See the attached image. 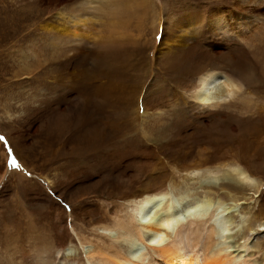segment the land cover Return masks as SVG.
<instances>
[{"label": "rangeland", "instance_id": "374dc122", "mask_svg": "<svg viewBox=\"0 0 264 264\" xmlns=\"http://www.w3.org/2000/svg\"><path fill=\"white\" fill-rule=\"evenodd\" d=\"M48 1L0 0V264H37L49 242L58 256L80 252L84 261L82 234L106 236L101 229L113 226L131 197L166 187L202 193L209 179L192 170L217 171L223 163L253 178L237 179L235 190L213 189L232 195L222 215L229 218L227 244H237L240 222L256 209L264 220V0ZM218 15L236 34L214 27ZM189 22L199 23L183 41H171ZM52 27L79 37H52ZM116 53L121 63L112 64L118 72L111 83L104 59ZM173 60L185 68L173 69ZM209 68L239 89L229 103L201 110L192 90ZM105 91L130 96L120 108L125 115L103 112ZM106 118L114 131L132 118L133 129L115 136L103 128ZM94 126L103 139L131 137L134 144L78 163H49L39 152L45 134L69 144ZM249 241L261 242L249 254L264 264V231Z\"/></svg>", "mask_w": 264, "mask_h": 264}, {"label": "bare ground", "instance_id": "6f19581e", "mask_svg": "<svg viewBox=\"0 0 264 264\" xmlns=\"http://www.w3.org/2000/svg\"><path fill=\"white\" fill-rule=\"evenodd\" d=\"M109 1L106 0L107 3ZM220 18L221 16L218 15L217 18L212 20L214 27L228 36L229 34H236L235 29L221 24ZM76 22H73V25ZM245 23L239 25L242 26ZM188 24L186 28H178V34L171 35V41L176 43L183 41L188 35V30H193L197 26L195 22H189ZM52 28L54 32L52 37L57 38L59 35L72 38L79 37L74 31H72L71 35L69 32V34L67 32L60 33L56 27ZM119 54L116 53L113 57L105 56L111 66H107V62L104 59V77L107 78L108 82L112 83L115 81L114 77L118 71L115 70L116 68L113 69L112 64L114 62L115 64L121 63V57L118 58ZM173 61L171 63L173 69L180 70L182 67L185 68V62ZM238 89L239 86H237L236 81L232 77L223 71L209 68L201 72L196 78V83L192 90V99L201 110H212L232 101L238 93ZM105 94L107 98H103V112L108 107L113 109L116 115L124 114V110H121L124 108H121V106L125 103L130 104L132 101L129 99L130 96H123L120 91L119 93L105 91ZM132 118L129 120L130 122L127 119L119 120V122H125L126 124H123L116 131L113 130L116 124L106 118L107 123L104 121L103 128L109 127L115 136L121 135L133 129ZM100 133L98 127H91L87 136L85 134L78 141L69 144L60 140L61 134L59 133L55 135L53 133L50 135L45 134L42 136L44 137V146L39 149V152L43 154V159L49 161V163L59 160L78 163L83 161L86 156L96 160L100 157L102 158L105 152L109 153L108 151L115 150L116 147L118 151L122 144L127 141L129 144H134V139L131 137L126 140H115L114 137L103 139V135L100 136ZM121 138L123 137L121 136ZM218 167L217 171H211L209 168L206 170H192L193 172L198 171L200 176L209 179V183L205 186L209 188L202 193L196 190L193 192L190 189L173 192L166 187L131 197L126 202L128 210H124V213L114 216L113 226L104 225L105 227L101 229L106 233V236L98 234L86 236L82 234L84 241L80 240V244L84 261L79 258L80 252L72 256L68 254V250L58 256L54 253L56 247L54 249V246L49 242V248L38 249L34 257L37 264H68L74 262L75 259H77L76 264H263L252 257L251 253L249 254V251L252 250L250 248L261 249V242L251 245L249 240L252 235L264 231V220L256 219L260 217L262 211L256 209L253 213V219L249 218L245 222H240V224L242 223L241 229L238 230L240 241L237 244H227L226 239L230 238V235H227L229 234L227 233L229 231H227L229 218L223 216L226 212L224 214L222 212L225 209L224 201L226 199L233 200L232 195L225 197L222 193H216L213 190L214 188H221L222 185L228 186L230 191L235 190L237 186L234 183L237 179L249 180L253 178L249 177V173H246L236 163H223ZM222 168H226V171L222 170ZM250 181V183L247 181L249 187L255 188L256 183L254 180ZM29 223L31 224V221ZM31 230L35 229L32 228ZM228 241L230 242V240ZM61 248L64 249V246Z\"/></svg>", "mask_w": 264, "mask_h": 264}, {"label": "snow or ice", "instance_id": "6c2138e0", "mask_svg": "<svg viewBox=\"0 0 264 264\" xmlns=\"http://www.w3.org/2000/svg\"><path fill=\"white\" fill-rule=\"evenodd\" d=\"M0 139H3V137H0ZM10 164H11L13 167H15V166H16V162H15V160H14V159L11 160V161H10Z\"/></svg>", "mask_w": 264, "mask_h": 264}]
</instances>
